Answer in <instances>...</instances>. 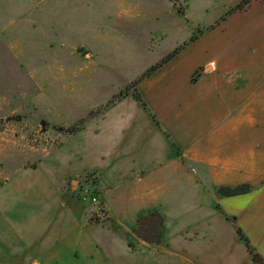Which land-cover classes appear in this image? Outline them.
Masks as SVG:
<instances>
[{
    "label": "rangeland",
    "instance_id": "obj_1",
    "mask_svg": "<svg viewBox=\"0 0 264 264\" xmlns=\"http://www.w3.org/2000/svg\"><path fill=\"white\" fill-rule=\"evenodd\" d=\"M224 54L264 59V0H0V235L12 241V264H184L167 254L252 264L236 230L264 261V210L249 216L257 201L240 202L244 217L221 205L241 228L209 225L206 195L188 186L155 212L162 225L149 233L161 243L165 224L187 252L145 247L122 194L130 164L111 157L114 146L132 156L154 140L147 91H177L188 62Z\"/></svg>",
    "mask_w": 264,
    "mask_h": 264
},
{
    "label": "crops",
    "instance_id": "obj_2",
    "mask_svg": "<svg viewBox=\"0 0 264 264\" xmlns=\"http://www.w3.org/2000/svg\"><path fill=\"white\" fill-rule=\"evenodd\" d=\"M224 56L188 62L187 76L177 91L167 94L147 91L152 96L148 102L153 103L154 121L161 132L155 124L154 128L150 125L149 132L154 140L137 144L138 150L132 156L127 151L125 156H128H123L120 145L119 149L112 147L111 157L115 163L127 161L130 164L127 168L132 173L126 179L128 183L123 186L122 194L129 196L136 212L133 228L142 215L160 211L184 186L200 188L201 194L206 195L207 209L214 216L203 220L209 225L223 219L241 228L244 221H238L233 213L228 218L224 209L243 212L246 207L240 208L239 204L245 199L257 202L254 208V203L249 206L254 214L243 212L242 216L249 215L251 220L257 221L263 217L264 211H260L264 210V59L254 58L243 64L226 60ZM173 60L163 66L164 69ZM148 160L153 164L146 169ZM194 169L195 173L191 172ZM243 186L248 187V191L242 195L226 197L219 192ZM104 205L110 221V208L108 203ZM164 227L165 224L161 229V243L148 244L138 240L157 251L164 246L172 249V244L177 242L180 250L187 252L180 244L178 234L167 239ZM1 236L0 254L5 255L0 257V264L2 260L4 264H12V256L8 258L7 255L12 253V241L7 237L2 240ZM167 255L173 259L181 258L184 264H201L198 260L202 257L192 255L195 258L189 259Z\"/></svg>",
    "mask_w": 264,
    "mask_h": 264
},
{
    "label": "trees",
    "instance_id": "obj_3",
    "mask_svg": "<svg viewBox=\"0 0 264 264\" xmlns=\"http://www.w3.org/2000/svg\"><path fill=\"white\" fill-rule=\"evenodd\" d=\"M172 57V56H171ZM137 100H140L138 96H136ZM248 191V187H238L234 189H221L219 192L221 195L226 197L237 196L245 194ZM156 221V222H155ZM162 225L161 217L157 213H150L145 216H141L137 221L135 228L133 229V234L140 240L148 243V244H159L160 243V232L156 234V236H149V233L155 232V226L160 228ZM237 235L244 242L245 247L247 248L251 259L254 264H264L263 259L257 254L254 253L249 246V242L244 236L241 234L240 230H236Z\"/></svg>",
    "mask_w": 264,
    "mask_h": 264
},
{
    "label": "built area",
    "instance_id": "obj_4",
    "mask_svg": "<svg viewBox=\"0 0 264 264\" xmlns=\"http://www.w3.org/2000/svg\"><path fill=\"white\" fill-rule=\"evenodd\" d=\"M93 202H95V200H92Z\"/></svg>",
    "mask_w": 264,
    "mask_h": 264
}]
</instances>
